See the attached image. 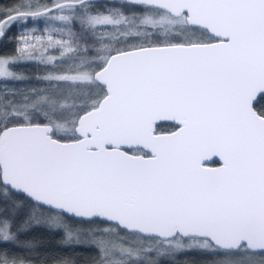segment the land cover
I'll return each instance as SVG.
<instances>
[{"label": "snow or ice", "instance_id": "snow-or-ice-1", "mask_svg": "<svg viewBox=\"0 0 264 264\" xmlns=\"http://www.w3.org/2000/svg\"><path fill=\"white\" fill-rule=\"evenodd\" d=\"M13 25L0 264H34L33 226L85 264H264V0H14ZM21 62L42 87H8Z\"/></svg>", "mask_w": 264, "mask_h": 264}, {"label": "trees", "instance_id": "trees-1", "mask_svg": "<svg viewBox=\"0 0 264 264\" xmlns=\"http://www.w3.org/2000/svg\"><path fill=\"white\" fill-rule=\"evenodd\" d=\"M14 3V0H0V6H11ZM96 3L100 6H104L106 4H111L112 0H96ZM31 23L28 27H31ZM33 26V25H32ZM38 26V25H37ZM20 25H13V27L8 30L7 36L3 39H0V55H8L13 53L16 47L15 37L21 30ZM34 27V26H33ZM16 70L20 73H23L27 79L21 82H14L8 85L9 88H12L17 91H27L33 87H42V84H39L35 77L37 74H41L45 71V69L36 64V63H24L21 62L16 66ZM4 88L3 84H0V90ZM27 210L21 212L20 218L23 217V214ZM32 232V231H30ZM54 231L52 230H35L30 234L29 238L31 241H34L36 244V252L38 253L36 256H32L34 264H53V261L60 258H70L75 260L76 264L85 263L89 257H84L77 254L75 256L67 255L63 249H58L56 247L55 239L52 237ZM22 233L20 234V238ZM34 245V244H33ZM209 258L203 256L199 253H187V254H178L174 260H165L164 264H208Z\"/></svg>", "mask_w": 264, "mask_h": 264}, {"label": "flooded vegetation", "instance_id": "flooded-vegetation-1", "mask_svg": "<svg viewBox=\"0 0 264 264\" xmlns=\"http://www.w3.org/2000/svg\"><path fill=\"white\" fill-rule=\"evenodd\" d=\"M25 215H26V212L23 214V217L21 219H23ZM35 230L45 231V230H49V229L44 227V226H33L30 229L22 232V236L20 239L22 241H30V242H32V244H34L32 256H36L38 254L36 252L35 242L31 241V239L29 238L30 234L33 233ZM30 231H32V232H30ZM52 237L55 239L56 247H58V249L61 250V249H63V247H66V249H63V251L65 253L67 252V255H69V256H75L74 254H77V252L79 253L80 257L81 256H84V257L90 256L89 258H91L95 255V251L92 249H88L85 247H78V246H69V245H65V244L61 243L62 235L59 232L54 231V233L52 234ZM83 264H85V263H83Z\"/></svg>", "mask_w": 264, "mask_h": 264}, {"label": "rangeland", "instance_id": "rangeland-1", "mask_svg": "<svg viewBox=\"0 0 264 264\" xmlns=\"http://www.w3.org/2000/svg\"><path fill=\"white\" fill-rule=\"evenodd\" d=\"M32 25H33V24H32ZM32 25H31V27H33V26H37V25H33V26H32Z\"/></svg>", "mask_w": 264, "mask_h": 264}]
</instances>
